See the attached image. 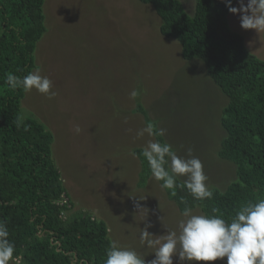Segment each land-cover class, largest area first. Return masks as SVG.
Wrapping results in <instances>:
<instances>
[{"label": "rangeland", "instance_id": "obj_1", "mask_svg": "<svg viewBox=\"0 0 264 264\" xmlns=\"http://www.w3.org/2000/svg\"><path fill=\"white\" fill-rule=\"evenodd\" d=\"M181 2L194 15L195 0ZM44 14L47 31L37 42L33 71L39 68L49 77L57 95L25 93L20 118L35 117L53 134L52 158L74 204L73 215L103 220L112 242L136 250L148 263L155 253L140 244L142 228L150 224V233L165 235L164 225L175 229L182 212L152 176L144 186L138 184L141 163L133 151L156 138H136L147 124L137 104L158 130H165L163 137L177 155L186 157L187 148L193 149L210 190H225L238 179L235 164L218 155L227 134L221 117L229 98L201 58L184 59L179 41L160 32L162 19L150 4L45 0ZM229 23L244 35L247 49L264 59V33L243 29L240 16L231 12ZM133 89L140 91L135 100L129 98ZM138 197L146 198L139 201L146 208L141 212ZM192 210L204 214L199 207ZM173 262L181 264L178 256ZM196 264H227V257Z\"/></svg>", "mask_w": 264, "mask_h": 264}, {"label": "trees", "instance_id": "obj_2", "mask_svg": "<svg viewBox=\"0 0 264 264\" xmlns=\"http://www.w3.org/2000/svg\"><path fill=\"white\" fill-rule=\"evenodd\" d=\"M139 1L155 8L160 32L179 41L184 59L201 58L229 98L221 117L227 134L218 155L235 164L238 179L225 190L213 188L203 201L179 186L175 195L165 189L167 195L181 212L199 207L212 215L217 209L216 215L230 221L242 204L264 199V59L251 53L244 35L230 26L223 0H195L192 16L181 0ZM44 3L0 0V221L22 264H104L112 243L106 223L89 214L73 215L74 204L52 158L53 134L35 117L21 120L25 92L5 83L6 74L22 78L36 67L37 42L47 31ZM137 110L151 122L141 104ZM142 150L133 151L141 163L140 186L151 176ZM182 183L178 178L177 185Z\"/></svg>", "mask_w": 264, "mask_h": 264}, {"label": "clouds", "instance_id": "obj_3", "mask_svg": "<svg viewBox=\"0 0 264 264\" xmlns=\"http://www.w3.org/2000/svg\"><path fill=\"white\" fill-rule=\"evenodd\" d=\"M223 2L231 13L240 16L243 29L264 33V0H247L246 3L245 0H239V7H234L232 0ZM5 83L13 90L20 88L25 93L36 90L48 99L57 95L52 91V80L42 75L39 68L22 78L8 73ZM139 95L140 91L133 89L129 98L135 100ZM76 132H80L78 126ZM145 134L148 137L164 136L165 130H157L149 122L136 132V138H143ZM186 153V157L179 156L167 142L149 139L141 155L148 162L152 178L162 181V189L171 190V194L175 195V188L179 186L186 188L196 201L210 199L213 193L207 184L208 177L204 172L203 162L194 156L191 147L187 148ZM179 177L185 179L182 184L177 185ZM145 199L138 197L136 207L139 212L146 209L139 203ZM217 212V209H212V215L197 214L192 208L185 207L175 229L167 228L164 217H161L167 229L165 235L150 233V224L142 228L140 244L154 249L155 253V258L148 264H174L173 256H178L181 264L214 262L225 257L227 264H264V199L242 204L230 221L216 215ZM9 235L6 223L0 221V264L20 262V258L14 256L15 244L10 241ZM104 264H146V261L136 250L122 247L113 241L107 250Z\"/></svg>", "mask_w": 264, "mask_h": 264}]
</instances>
